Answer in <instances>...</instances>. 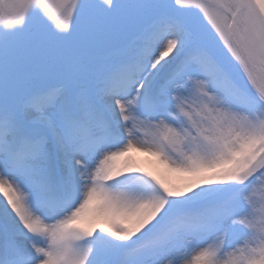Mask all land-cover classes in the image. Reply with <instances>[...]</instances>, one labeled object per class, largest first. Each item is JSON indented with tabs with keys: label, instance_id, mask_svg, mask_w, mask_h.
Wrapping results in <instances>:
<instances>
[{
	"label": "snow or ice",
	"instance_id": "1",
	"mask_svg": "<svg viewBox=\"0 0 264 264\" xmlns=\"http://www.w3.org/2000/svg\"><path fill=\"white\" fill-rule=\"evenodd\" d=\"M0 264H264V0H0Z\"/></svg>",
	"mask_w": 264,
	"mask_h": 264
},
{
	"label": "rangeland",
	"instance_id": "2",
	"mask_svg": "<svg viewBox=\"0 0 264 264\" xmlns=\"http://www.w3.org/2000/svg\"><path fill=\"white\" fill-rule=\"evenodd\" d=\"M157 159L155 160H151L149 161L148 164H151V165H154V166H158L159 168L155 167L153 168H150L149 171L153 172L155 175H157L159 178L165 180V182L169 183L170 185H173V186H176V187H182L183 186V182L185 180V177L180 174V173H175V172H168L162 165L160 164H155L154 161H156ZM162 170L166 172H168L167 174H165L164 172L161 174L159 173V170ZM160 170V171H161Z\"/></svg>",
	"mask_w": 264,
	"mask_h": 264
},
{
	"label": "bare ground",
	"instance_id": "3",
	"mask_svg": "<svg viewBox=\"0 0 264 264\" xmlns=\"http://www.w3.org/2000/svg\"><path fill=\"white\" fill-rule=\"evenodd\" d=\"M135 159H136V156H133ZM149 159H147V158H142V157H140L139 159H137L136 160V162H139V166L140 167H142V168H144V169H146V170H150V168H152V170H153V168H155V167H157V168H159L158 166H154V165H151V164H148L149 163ZM155 164H159V162H154ZM161 170V169H160ZM159 170V173H165V174H167L168 172H166V170L165 171H163L162 172V170L160 171Z\"/></svg>",
	"mask_w": 264,
	"mask_h": 264
}]
</instances>
